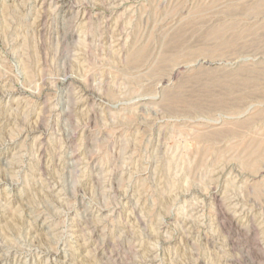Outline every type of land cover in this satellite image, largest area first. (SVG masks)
Listing matches in <instances>:
<instances>
[{
  "label": "rangeland",
  "instance_id": "rangeland-1",
  "mask_svg": "<svg viewBox=\"0 0 264 264\" xmlns=\"http://www.w3.org/2000/svg\"><path fill=\"white\" fill-rule=\"evenodd\" d=\"M0 264H264V0H0Z\"/></svg>",
  "mask_w": 264,
  "mask_h": 264
},
{
  "label": "bare ground",
  "instance_id": "bare-ground-1",
  "mask_svg": "<svg viewBox=\"0 0 264 264\" xmlns=\"http://www.w3.org/2000/svg\"><path fill=\"white\" fill-rule=\"evenodd\" d=\"M168 92H170V91H168ZM171 92H172V91H171ZM174 92H175V91H174ZM178 93H179V92H178ZM171 94H172V93H171ZM166 95H167V94H166ZM168 96H169V97H168ZM168 96H167L168 98H171V97H172V95H170V93H169ZM215 132H216V131H215ZM200 133H201V132H200ZM200 133H197L196 135H198V134H200ZM200 136H205V135L202 134V135H200ZM198 138H200V137H198Z\"/></svg>",
  "mask_w": 264,
  "mask_h": 264
}]
</instances>
